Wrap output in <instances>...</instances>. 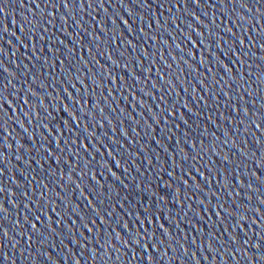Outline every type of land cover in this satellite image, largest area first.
<instances>
[{"label": "water", "instance_id": "95a60500", "mask_svg": "<svg viewBox=\"0 0 264 264\" xmlns=\"http://www.w3.org/2000/svg\"><path fill=\"white\" fill-rule=\"evenodd\" d=\"M0 264H264V0H0Z\"/></svg>", "mask_w": 264, "mask_h": 264}]
</instances>
